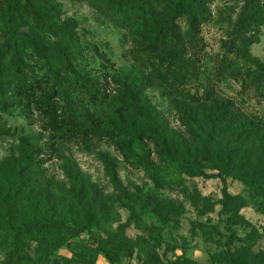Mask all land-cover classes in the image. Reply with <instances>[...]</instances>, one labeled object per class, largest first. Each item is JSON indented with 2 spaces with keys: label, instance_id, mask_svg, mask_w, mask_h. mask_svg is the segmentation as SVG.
I'll use <instances>...</instances> for the list:
<instances>
[{
  "label": "rangeland",
  "instance_id": "obj_1",
  "mask_svg": "<svg viewBox=\"0 0 264 264\" xmlns=\"http://www.w3.org/2000/svg\"><path fill=\"white\" fill-rule=\"evenodd\" d=\"M160 3L147 37L122 28L131 10L52 0L12 12L9 41L0 9V223L32 230L0 228V264H264V24L203 0L168 39Z\"/></svg>",
  "mask_w": 264,
  "mask_h": 264
},
{
  "label": "trees",
  "instance_id": "obj_2",
  "mask_svg": "<svg viewBox=\"0 0 264 264\" xmlns=\"http://www.w3.org/2000/svg\"><path fill=\"white\" fill-rule=\"evenodd\" d=\"M42 1L48 2V3L52 2V0H0V9L3 10L2 17L4 18V24L6 25L5 34L9 41H12L14 39L13 36H15L12 12L16 11L17 8L23 9L24 6L27 7L29 5H33L34 3H38ZM95 1H97L98 3H105L107 7L109 8V10L115 13L120 20L123 19V16L126 15V10H131L135 14L134 19L131 22L124 19V21H122L121 23L122 24L121 26L122 28L126 29L128 32L132 33V35H135L134 33H138L139 36L141 37L148 36V34L151 32L152 26L157 24L156 21L159 18L157 13L161 11V8L159 9V7H157L161 5L160 0H95ZM248 1L254 10L256 18L259 21H261V23L263 22L264 24V16L260 15L257 11V4H256L257 1L256 0H248ZM169 9L171 10V14L167 15L168 21L166 22L167 24H169V29L170 31H173V33L169 35L168 39H170L171 37H174V32H175L174 29L176 27L178 28V26H176V22L178 19L186 16L190 20V25L192 27H196L198 24L202 23L205 18L203 0H173V4L169 6ZM44 23L48 24V21ZM48 25L54 26L55 24L53 23V25L52 24H48ZM135 36H138V35H135ZM160 36H161V33H158L156 36L157 41L160 40ZM151 44L152 46H155V44L152 41H151ZM170 47H172L171 44H170ZM57 54H60V56H65L68 71L72 75H74L80 81L85 83L87 86L92 87V83H90V81L87 78H85L83 75L80 74L79 71H76L72 67L68 54H65L62 51H57ZM17 60L20 62L22 61L20 57H17ZM1 67H2V64L0 60V78L3 76V72H4V70L1 69ZM55 77L59 80V74L56 72H55ZM62 98L66 102V105H67L66 107L70 115L73 116V109H71L69 105L70 103L66 95H64ZM135 101H136L138 108H140L141 106L140 101L138 99H135ZM140 110L142 109L140 108ZM142 113L144 114L143 117L146 123L148 122V124L150 123V125L155 126L154 121L150 117L151 116L150 113L149 112H145V113L142 112ZM223 114H226V113L224 112ZM250 128L251 127L248 128V127L243 126V130L247 129V131L251 132V133H248L246 137L249 138L252 135L256 137L257 130L259 129L251 128L252 131H250ZM165 129L163 126L155 128V132L157 134V137L159 138L157 142V147H156V152L158 155L160 153H164L165 150L167 149L166 148L167 138L164 136L166 134ZM239 150L240 151L242 150L243 152L244 150L243 143L240 145ZM25 164L26 163H23V162L18 164L16 166V170L19 173L23 174V170L25 169ZM27 168H29V165H26V170ZM189 172L193 176H198V175L206 176V174L200 169L199 170L197 169L194 171L190 170ZM3 227L6 230L7 234H9V236L14 239L19 238L23 234V232L32 233V230L30 228L26 230H18L15 227L7 223L3 225L0 223V228H3ZM37 227L39 229H46V230L54 229L62 233L67 232L71 234H76L77 232H80V231L72 230L65 223H58V224L45 223V224H39L37 225Z\"/></svg>",
  "mask_w": 264,
  "mask_h": 264
}]
</instances>
